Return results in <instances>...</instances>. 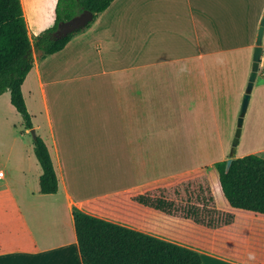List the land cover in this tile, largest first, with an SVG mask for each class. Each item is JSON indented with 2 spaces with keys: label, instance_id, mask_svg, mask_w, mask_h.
Listing matches in <instances>:
<instances>
[{
  "label": "crops",
  "instance_id": "crops-1",
  "mask_svg": "<svg viewBox=\"0 0 264 264\" xmlns=\"http://www.w3.org/2000/svg\"><path fill=\"white\" fill-rule=\"evenodd\" d=\"M21 3L33 41L54 12L30 25ZM263 12L264 0H113L60 51L41 57L34 50L22 93L59 187L40 192L42 168L22 119L9 146L21 173L0 177V264H83L75 207L246 155L228 151ZM261 46L264 63V32ZM260 74L249 120L264 121ZM6 92L1 117L14 108ZM201 257L200 264H264L211 251Z\"/></svg>",
  "mask_w": 264,
  "mask_h": 264
},
{
  "label": "trees",
  "instance_id": "trees-1",
  "mask_svg": "<svg viewBox=\"0 0 264 264\" xmlns=\"http://www.w3.org/2000/svg\"><path fill=\"white\" fill-rule=\"evenodd\" d=\"M113 0H56L54 23L31 40L21 0H0V95L32 128L22 83L41 57L64 48L59 23L88 9L93 19ZM81 30V29H80ZM80 30L76 31L79 32ZM41 193L58 191L44 140L33 137ZM83 264H200L201 251L238 261H264V158L255 153L88 199L73 209Z\"/></svg>",
  "mask_w": 264,
  "mask_h": 264
},
{
  "label": "rangeland",
  "instance_id": "rangeland-1",
  "mask_svg": "<svg viewBox=\"0 0 264 264\" xmlns=\"http://www.w3.org/2000/svg\"><path fill=\"white\" fill-rule=\"evenodd\" d=\"M25 1L27 20L30 25H34L35 23L44 24L48 20L53 18L52 15L56 0ZM262 62L263 61L261 59L260 63ZM260 73L261 72L258 70L257 76L254 80L256 84L262 79ZM253 89L254 88L252 86L251 92L253 91ZM249 102L246 111L243 115L241 132L236 145L235 156L242 153H255L253 152V150L257 149L260 145H264V121L260 120L257 116L253 117V119L251 120L248 119L250 113ZM10 107L12 109V112L5 110L7 114L5 117L4 115L1 117L2 109H0V165L3 167V170L6 173L11 172L12 174H15V176H18L19 173H21V165L17 159V154H15V150H10L9 146L11 142H13L15 139L16 141H18L19 139L17 133H20V130L23 129L22 117L20 113L17 112V110L12 108V106ZM7 116L8 121L6 122L4 118H6ZM25 137L27 140L33 141L34 135L31 131H28L25 134ZM230 149L231 146L229 147L228 153L230 152ZM9 151L11 152V157L9 159H6V155L7 153H9ZM257 154H259L260 156H264V152Z\"/></svg>",
  "mask_w": 264,
  "mask_h": 264
},
{
  "label": "water",
  "instance_id": "water-1",
  "mask_svg": "<svg viewBox=\"0 0 264 264\" xmlns=\"http://www.w3.org/2000/svg\"><path fill=\"white\" fill-rule=\"evenodd\" d=\"M92 19H93V13L90 10L85 9L81 13L73 16L70 20L59 23L58 28L54 31L53 35L56 38L64 37L70 33L83 29L90 23ZM263 32H264V12H263V16L260 21V25L258 27V31H257L256 39H255L256 44H255L254 53H253L252 69L249 75L248 83L246 86V91L242 98L241 106L239 109V115H238V123H237V127L235 130L233 139H232L231 149L229 152L230 156L232 157L235 156L236 145H237L238 138L241 132L243 115L246 111V108L249 102L250 92L252 90V86L254 84V80L256 78L259 63H260V57H261V52H262L261 43H262ZM30 131L33 133V135L35 134V130L33 128H31ZM229 162L230 160H228V163Z\"/></svg>",
  "mask_w": 264,
  "mask_h": 264
},
{
  "label": "built area",
  "instance_id": "built-area-1",
  "mask_svg": "<svg viewBox=\"0 0 264 264\" xmlns=\"http://www.w3.org/2000/svg\"><path fill=\"white\" fill-rule=\"evenodd\" d=\"M258 70L264 74V63H259ZM4 175V170L0 168V177Z\"/></svg>",
  "mask_w": 264,
  "mask_h": 264
}]
</instances>
